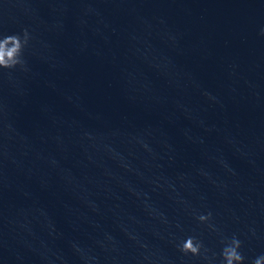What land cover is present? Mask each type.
Returning <instances> with one entry per match:
<instances>
[{
    "label": "water",
    "instance_id": "water-1",
    "mask_svg": "<svg viewBox=\"0 0 264 264\" xmlns=\"http://www.w3.org/2000/svg\"><path fill=\"white\" fill-rule=\"evenodd\" d=\"M262 28L264 0H0L30 37L0 69V264L264 255Z\"/></svg>",
    "mask_w": 264,
    "mask_h": 264
},
{
    "label": "clouds",
    "instance_id": "clouds-1",
    "mask_svg": "<svg viewBox=\"0 0 264 264\" xmlns=\"http://www.w3.org/2000/svg\"><path fill=\"white\" fill-rule=\"evenodd\" d=\"M260 34L264 36V28L261 29ZM29 39L27 30H24L22 38L19 35H9L0 38V69H14L17 66H23L22 53ZM209 219H211V213H208L207 216L200 215L198 217L200 223H205ZM202 247L201 242L195 237L190 236L179 246V251L185 255L198 256ZM240 248L241 243L239 239L233 236L221 252L223 264H244V257L239 251ZM253 264H264V255L257 257L253 261Z\"/></svg>",
    "mask_w": 264,
    "mask_h": 264
}]
</instances>
